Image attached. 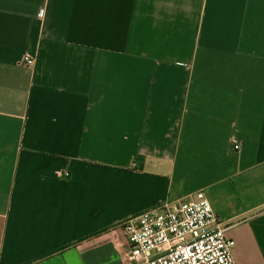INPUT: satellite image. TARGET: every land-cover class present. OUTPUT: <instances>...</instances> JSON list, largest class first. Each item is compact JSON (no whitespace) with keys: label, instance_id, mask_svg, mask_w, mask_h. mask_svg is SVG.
<instances>
[{"label":"crops","instance_id":"0c3cea01","mask_svg":"<svg viewBox=\"0 0 264 264\" xmlns=\"http://www.w3.org/2000/svg\"><path fill=\"white\" fill-rule=\"evenodd\" d=\"M199 191L264 264V0H0V264H116Z\"/></svg>","mask_w":264,"mask_h":264},{"label":"built area","instance_id":"2783aa9c","mask_svg":"<svg viewBox=\"0 0 264 264\" xmlns=\"http://www.w3.org/2000/svg\"><path fill=\"white\" fill-rule=\"evenodd\" d=\"M33 63L24 57L23 66ZM118 227L127 250L116 264H235V243L225 237V225L203 191L149 208Z\"/></svg>","mask_w":264,"mask_h":264}]
</instances>
